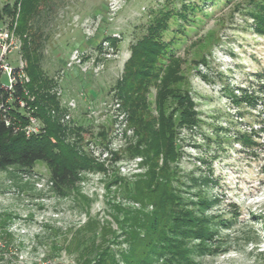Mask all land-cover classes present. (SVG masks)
I'll list each match as a JSON object with an SVG mask.
<instances>
[{
    "label": "rangeland",
    "instance_id": "374dc122",
    "mask_svg": "<svg viewBox=\"0 0 264 264\" xmlns=\"http://www.w3.org/2000/svg\"><path fill=\"white\" fill-rule=\"evenodd\" d=\"M184 2L201 3L203 12L188 13L190 21L172 13L165 19L161 34L166 41L174 39L170 49L177 78L163 69L153 81L144 78L142 119L145 123L154 117L157 126L155 103L161 90L184 92L192 102L197 123L179 124L176 113L175 145L180 155L174 186L186 209L197 212L191 201L207 199L212 204L206 215H221L232 223L207 241L208 250L190 254L191 264H264V78L258 76L264 70V34L256 29L250 0ZM6 3L15 5L3 18L12 32L5 59L13 67L23 65L25 89L29 66L37 60L43 76L53 81L50 93L59 101L61 117L69 113L61 123L82 128L81 150L92 164L64 196L49 188V168L42 161L27 172L0 171L1 262L76 264L75 253L66 244L86 222H98L110 230L105 237L83 231L80 238L87 244L99 242L122 264L120 252L128 246L123 214L142 210L124 184L144 173L147 165L141 156L126 153L138 135L115 84L135 40L147 33L154 19L179 8L181 2L0 0V5ZM75 50L82 57H96L103 68L83 72L67 66ZM26 53L33 57L31 63ZM168 60L164 55L160 65L165 67ZM244 95L250 102L242 98L237 103ZM170 110L168 106L166 113ZM205 179L210 181L206 184ZM162 263L159 259L152 264Z\"/></svg>",
    "mask_w": 264,
    "mask_h": 264
},
{
    "label": "trees",
    "instance_id": "16d2710c",
    "mask_svg": "<svg viewBox=\"0 0 264 264\" xmlns=\"http://www.w3.org/2000/svg\"><path fill=\"white\" fill-rule=\"evenodd\" d=\"M180 2L179 8H174L173 11L170 9L163 17L154 19V23L148 25L147 33L131 45V55L125 63L123 76L115 84L122 105L128 111L129 120L135 125L138 135L136 144L129 146L126 153L128 156H141L143 163L147 165L144 173L138 174L133 182L124 184L129 198L137 202L142 210L129 209L123 214L121 227L126 232L125 242L128 246L120 252L122 264H152L159 259L165 262L162 264H191L193 260L190 254L208 250L207 241L212 239L219 228L229 227L232 223L229 219H222L221 215H206L205 210L212 204L207 199L202 198L197 203L191 201L199 215L193 209H186L174 186L176 160L180 155L175 145V118L179 115L177 123L182 125L197 123L191 110L190 98L181 91L161 90L155 103L159 113L157 126L155 127L154 117H150L145 123L142 119L146 107L142 100L143 88L146 89L144 78L153 81L160 76L162 69L175 77L174 52L170 49L174 39L166 41L161 34L167 26L165 19L172 13L179 15L184 21H190L192 19L188 13L203 12L201 3ZM249 3L254 7L251 14L256 22V29L264 34V2L250 0ZM14 5L15 3L11 6L7 3L0 5V23L6 14L12 13ZM179 26L182 31L183 26ZM164 55L169 56V63L165 67L159 62ZM25 56L31 63L33 57L28 53ZM37 64L34 59L29 66L27 72L30 81L26 89L24 85L16 83L9 103H6L8 92L3 91L0 83V171L18 169L20 172H27L35 162L42 161L49 168V188L58 196H64L65 192L79 183L80 173L90 168L92 159L81 150L82 128H68L61 123L63 113L60 111L59 101L50 93L53 81L43 76ZM258 76L264 78V70ZM27 89L33 95L31 102L23 94ZM19 98H23L33 114L41 120L42 128L38 134L27 137L22 131H15L12 125L5 124L4 116L12 124L25 123V113L18 105ZM242 98L250 102L248 95L236 102H240ZM7 105L10 106L8 110ZM168 106L171 110L166 113ZM68 136H74L76 140L71 142L67 140ZM209 181L205 179L204 183ZM147 207L152 211L143 209ZM83 231H86L84 234L90 233L98 237H105L110 232L108 227L104 228L98 222H86L76 229L75 235L66 244L68 251L75 253L76 264H119L99 242L85 243L86 240L80 238ZM193 240L198 243L191 244ZM1 261L0 257V264H4Z\"/></svg>",
    "mask_w": 264,
    "mask_h": 264
},
{
    "label": "built area",
    "instance_id": "2783aa9c",
    "mask_svg": "<svg viewBox=\"0 0 264 264\" xmlns=\"http://www.w3.org/2000/svg\"><path fill=\"white\" fill-rule=\"evenodd\" d=\"M12 32L7 24L1 22L0 23V83L3 91L8 92V98L6 103H9L12 98V92L14 90V86L16 83H20L24 85V81H27V76L23 73V65L20 64L17 67H13L10 63L5 59L7 54L10 52V45L12 44ZM108 45V44H107ZM77 66L83 72H96L103 68V63L99 62L96 57H82L81 52L75 50L73 53V57L70 61L67 62V66ZM1 76L6 77V81L3 82L1 80ZM23 94L27 99L31 102L33 97L28 96V92L26 90L23 91ZM18 105L21 110L25 113L26 121L22 124H12L8 117L4 116L5 124L12 125L15 131L20 130L24 133L25 136L29 137L31 135L38 134L41 131L42 123L39 119L33 114L29 105H27L26 101L23 98L18 99ZM6 109H10V106L7 105ZM123 120V115L120 116ZM69 119V113L66 112L62 117L61 121L66 122ZM41 185V183H40ZM50 182L48 181V186Z\"/></svg>",
    "mask_w": 264,
    "mask_h": 264
}]
</instances>
